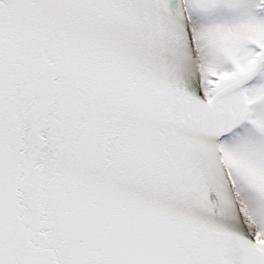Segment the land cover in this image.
Wrapping results in <instances>:
<instances>
[{
  "label": "snow or ice",
  "instance_id": "obj_1",
  "mask_svg": "<svg viewBox=\"0 0 264 264\" xmlns=\"http://www.w3.org/2000/svg\"><path fill=\"white\" fill-rule=\"evenodd\" d=\"M0 264H264V0H0Z\"/></svg>",
  "mask_w": 264,
  "mask_h": 264
}]
</instances>
